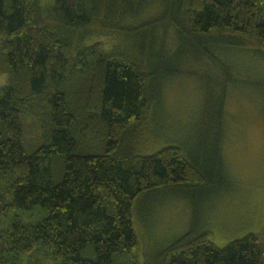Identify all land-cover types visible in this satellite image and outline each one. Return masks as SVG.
Listing matches in <instances>:
<instances>
[{
    "label": "trees",
    "instance_id": "1",
    "mask_svg": "<svg viewBox=\"0 0 264 264\" xmlns=\"http://www.w3.org/2000/svg\"><path fill=\"white\" fill-rule=\"evenodd\" d=\"M240 52L264 57V0H0V264H264L259 236L220 248L194 226L136 260L146 199L203 191L224 165L186 145L140 154V136L190 76L221 149Z\"/></svg>",
    "mask_w": 264,
    "mask_h": 264
},
{
    "label": "rangeland",
    "instance_id": "2",
    "mask_svg": "<svg viewBox=\"0 0 264 264\" xmlns=\"http://www.w3.org/2000/svg\"><path fill=\"white\" fill-rule=\"evenodd\" d=\"M44 1L50 4L52 0ZM236 61L237 78L230 81L224 99L221 149L214 145V129L204 131L205 123L216 124L214 105L208 102L200 83L190 76L168 84L162 100L165 116H159L162 123L153 124L140 136V154L186 145L190 155L202 152L208 167L213 166L218 150L224 165L219 179L212 177L213 183L203 191L165 190L146 199L149 213L145 219L135 218L141 239L136 258L139 262L193 226L208 232L210 240L220 248L250 235L259 236L264 243V57L240 52ZM246 76L252 82L249 85H245ZM5 84L6 76L0 75V88ZM25 132L30 143L41 137L39 121L28 118ZM203 138L209 141L201 149ZM153 206L155 210L151 211ZM39 216L40 212L35 213L31 221H37Z\"/></svg>",
    "mask_w": 264,
    "mask_h": 264
}]
</instances>
